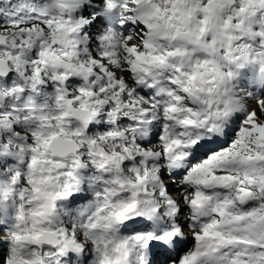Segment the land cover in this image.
Returning <instances> with one entry per match:
<instances>
[{
	"label": "snow or ice",
	"instance_id": "1",
	"mask_svg": "<svg viewBox=\"0 0 264 264\" xmlns=\"http://www.w3.org/2000/svg\"><path fill=\"white\" fill-rule=\"evenodd\" d=\"M0 161V264H264V0H0Z\"/></svg>",
	"mask_w": 264,
	"mask_h": 264
},
{
	"label": "clouds",
	"instance_id": "2",
	"mask_svg": "<svg viewBox=\"0 0 264 264\" xmlns=\"http://www.w3.org/2000/svg\"><path fill=\"white\" fill-rule=\"evenodd\" d=\"M117 51L119 52V59L121 61L120 67L122 68L123 67L122 61H123V58H124L123 57V52L120 51L119 49H117ZM248 76L250 77L251 73H249ZM247 78L248 77H246V79ZM50 82H51V78L49 77V79L45 82V84L47 85V83H50ZM76 87H79V85H74V86L70 87L69 91L72 92L73 94H75V88ZM237 91H239V88L237 89ZM13 102H15V101H13ZM40 102L42 104L47 105V107L50 108V109L54 108V106H55L54 105V101L52 99V94L48 93V92H44V93L41 94ZM32 123L35 124L36 121H32ZM102 123H103V121H100L99 124L95 125V127L93 128V131L90 132V133H87V135H89L90 137L95 138L96 133H98L100 131V124H102ZM70 126H71V128L75 129L76 127H78V123L75 120H73V121L70 122ZM12 135L13 136L19 135L20 137H24V136L27 135V133L26 132H21V133L13 132ZM4 142L7 143L6 140ZM13 151H15V146H13ZM0 163H5V162L4 161H0ZM8 170H9L8 167H5L3 169V172L6 174L8 172ZM95 176H96L95 170L92 169L91 167H89L87 169V175L85 176L84 181L82 183L81 191L78 193L79 196L85 197L87 199L82 200V201H78L76 207H79L80 204L87 203L88 200H90V199H92L94 197V191L96 190V188L97 187H102V186L97 185V183L94 181V179H92V180L89 179V178H94ZM0 239L7 240L8 237H7V235H5L3 237H0Z\"/></svg>",
	"mask_w": 264,
	"mask_h": 264
},
{
	"label": "rangeland",
	"instance_id": "3",
	"mask_svg": "<svg viewBox=\"0 0 264 264\" xmlns=\"http://www.w3.org/2000/svg\"><path fill=\"white\" fill-rule=\"evenodd\" d=\"M13 2H18V0H13ZM0 237H3L2 235H0ZM0 240H2V239H0Z\"/></svg>",
	"mask_w": 264,
	"mask_h": 264
}]
</instances>
